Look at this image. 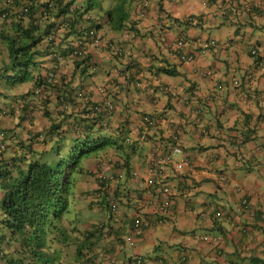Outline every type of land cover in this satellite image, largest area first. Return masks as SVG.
<instances>
[{
  "label": "crops",
  "instance_id": "0c3cea01",
  "mask_svg": "<svg viewBox=\"0 0 264 264\" xmlns=\"http://www.w3.org/2000/svg\"><path fill=\"white\" fill-rule=\"evenodd\" d=\"M128 1L127 25L137 31L133 40L111 26L108 14L116 0H95V9L87 13L102 35L124 43L126 55L119 59L94 50L99 68L86 79V92L98 100L99 86L125 84L123 69L130 63L126 73H133L142 87L131 84L128 95L113 97L117 111L108 122L131 131L132 140L139 135L142 115L160 116V123L143 147L128 156L113 155L125 163L118 210L104 216L103 239L70 264H87L86 256L101 258L105 252L110 257L100 264H134L137 256L145 264H264V0H150L142 17L136 0ZM190 16L201 24H188ZM210 40L215 46L201 54ZM181 53L197 56L182 62ZM72 70L65 67L67 75H79ZM161 86L174 88L177 95ZM36 118L30 119L34 127L46 121ZM176 146L183 154L175 161L187 157L193 170L169 164L162 182L151 185L157 176L150 170V154L169 153ZM85 187L79 192L96 188ZM81 201L76 209L87 215L86 228L96 225L100 207ZM137 216L153 225L131 246Z\"/></svg>",
  "mask_w": 264,
  "mask_h": 264
},
{
  "label": "trees",
  "instance_id": "16d2710c",
  "mask_svg": "<svg viewBox=\"0 0 264 264\" xmlns=\"http://www.w3.org/2000/svg\"><path fill=\"white\" fill-rule=\"evenodd\" d=\"M8 1L11 0H6V10L23 7L25 10L16 16L11 12L10 16L3 17L6 10L0 5V44L8 47L6 57L0 62V117H3L0 118V264H70L73 257L74 260L83 258L96 240L103 239L107 229L104 216L116 212L110 203L118 201V195L112 198L102 179H97L95 190L80 193L79 179L83 180L84 174L92 179L103 175L99 161L109 164L111 158L117 157L113 155L128 156L140 148L135 143L126 144L131 131L122 125L110 126L108 120L115 112L97 115L89 103L81 105L82 93L89 92V83L85 81L93 76L89 69L92 57L74 64V72L79 75L64 76L57 84L43 78L40 58L49 48L45 51L39 47L46 35L41 27V11L50 4H41L38 0H12L10 4ZM75 1L50 0L53 7L48 12L59 20ZM93 1H86V10L94 7ZM116 2L119 4L115 3L108 14L111 26L131 34L127 39L133 40L137 31L127 25L129 1ZM118 47L116 58L124 59V43L118 42ZM130 68L132 65L128 63L123 69L125 84H104V92L125 96L131 84L142 87L141 80L134 78L133 73L127 75ZM10 89L21 92L25 102L18 104L19 110L12 108L3 116L2 101L10 99ZM12 100L19 101L16 95ZM33 115L37 118L43 115L45 123L34 127L30 122ZM144 117L141 116L142 123ZM7 140L9 146L15 147L11 151L4 146ZM116 188L114 191L118 193ZM85 196H90V204H97L102 212L100 221L87 228V215L75 205L79 199L85 200ZM170 203L169 207L173 205ZM152 225L150 222L144 226L139 237ZM94 257L89 255L85 260L95 261L97 257Z\"/></svg>",
  "mask_w": 264,
  "mask_h": 264
},
{
  "label": "clouds",
  "instance_id": "9594fccd",
  "mask_svg": "<svg viewBox=\"0 0 264 264\" xmlns=\"http://www.w3.org/2000/svg\"><path fill=\"white\" fill-rule=\"evenodd\" d=\"M86 1L87 0H76L75 3L70 7L69 11H67L65 15H62L58 20V19H55L56 17H51L50 13L48 12V11L52 10L53 3H51L50 0H38V2H40L41 4H43V3H45V4L49 3L50 4L49 7L45 8V10L42 9V11H41L43 13V19L41 21V24H42L41 27L46 32V35H45L44 39L42 40L41 45L39 46L40 49L45 48V51H46L47 47L49 48L47 50V53L45 52L46 55L44 57L40 58V61L42 62L41 63L42 70H44L43 71V78H45L47 80V82L50 84L53 82H56V84H57L60 82L62 77L69 76L65 72V67L67 65H70V68L72 70V67L74 69V64L77 62V60H79L81 62L82 59L89 57V56L92 57V60L89 63V69L91 70L90 72L92 74L97 72L98 68H99V61L97 58H95V55L92 53L94 50H99V51L106 50L107 52L112 53L115 57L119 53L118 52V49H119L118 43H116L113 40H110V39L106 38L104 35H102L99 32L97 25H95L92 22V20H93L92 17L89 16L87 13L91 9H95V5L93 8L86 10V8H85ZM136 2L138 3V6L141 7L140 16L142 17V16L146 15L148 8L150 7V0H136ZM8 3L9 4L12 3V0L8 1ZM0 5L5 10L7 9L6 0H0ZM24 10H25L24 7L18 8L14 11H11V8H10V9L6 10L2 16L3 17L6 15L10 16L11 12H13L16 16V14L18 12L22 13ZM190 17H196L199 20V23L191 24L189 22ZM190 17L187 18V20H186V22L188 24L195 25V26L201 24V20L199 17H197V16H190ZM9 21L7 22V24L9 23ZM25 22H27V21H25ZM128 35L132 36L131 34H128ZM98 36L101 37L103 42H107V45H104L102 47H98L96 45V38ZM80 40H82L84 42L83 45H81L79 43ZM207 42H209V41H205L203 43L202 50H206L209 48V47H207V48L204 47V45ZM84 44H85V49L83 48ZM110 44L112 45V47L109 46ZM215 44H216V42H215ZM1 45H3L5 47V49L8 48L7 44L4 45L2 43ZM202 50L200 49L201 54L203 53ZM253 51H255V54H256V50H252V54H253ZM191 55H194L195 57L197 56L194 53H192ZM4 58H5V56H4ZM67 61H72V64L71 63L66 64ZM32 86H33V84H32ZM139 87H141V84H139ZM161 87H162L163 91H164L165 87L171 88L169 86H161ZM100 89H104V86L102 85V86H99L97 88V94L100 97V99H98V100L93 99L89 93L83 92L82 96H81V99H83V102L81 103V105L84 106L85 103H89L92 106L91 109L94 112L93 114H96L94 111L95 105L100 104L103 97H107L109 100H111L114 103L115 109L112 112H101L99 114L116 112L117 111V105L113 99V97L115 95L109 94L107 92V95L105 96L101 93ZM171 89H174V88H171ZM165 93H167V92H165ZM167 94H171V93H167ZM8 95L10 96V99L3 100L2 101L3 104L1 105V111H2L3 116H6L10 112V109H12V108H14L15 110H19L21 108V105H18V104L25 102V99L22 98L23 94L19 91L14 90L13 92H11V89H10ZM15 95L19 99L18 103L15 100H12V97ZM174 96H176V95H174ZM148 97H150V99L154 103H158V97L156 95H154L153 92L149 93ZM66 109L69 110V108L67 106H66ZM146 116L153 118V119H156L158 121L157 125L160 123V116H152L149 114L145 115V117ZM0 118H2V117H0ZM157 125H156V127H157ZM142 127L144 128V123H142ZM152 129H154V128H152ZM152 129L147 131V134H146L147 136H146L145 141L142 142L140 139L141 135L144 132V129H143L134 140H132L131 138H128L127 139L128 143L129 144L135 143L139 146V148L143 147V145L145 143H147L149 132ZM4 143H6V144H4V146H9L8 140ZM155 147L156 146L154 145V148ZM164 154H167V153L164 152ZM117 158L118 157L111 158L112 162H110L109 164L105 160L99 161L100 168H101V164H104V166L101 168L103 175L94 176V179H93L94 182H97V179H102V180L106 181V185L108 187H109V185H112V191H114V188H116V186L118 187L119 183L121 181H123L125 179V176H126L125 171H124L125 165L120 159H117ZM120 174H122L123 178L119 177ZM134 175L136 176L137 174L135 173ZM92 186L93 187L96 186V188H97V183L96 184L94 183ZM113 194L115 195L116 191H114ZM85 198H87V197L85 196ZM87 199H89V201H90L91 197L88 196ZM115 203L117 206L115 210L117 211L119 204H118V201H115ZM110 205H111V203H110ZM111 207H112V205H111ZM134 222H135V220H134ZM133 227H134V225H133ZM108 257H110L109 253L105 252L101 258L98 257L95 261L89 262V261H86L85 259H84V261L87 262V264H97V263L100 264L101 263L100 259L108 258ZM135 258H134V260H135ZM109 260H111V259H109Z\"/></svg>",
  "mask_w": 264,
  "mask_h": 264
},
{
  "label": "built area",
  "instance_id": "2783aa9c",
  "mask_svg": "<svg viewBox=\"0 0 264 264\" xmlns=\"http://www.w3.org/2000/svg\"><path fill=\"white\" fill-rule=\"evenodd\" d=\"M189 22L191 24H197V23H199V20L196 17H190ZM79 43L81 45H83L84 42L82 40H80ZM96 45L98 47H102L104 45H107V42H103L101 37L98 36L96 38ZM214 45H215V41L211 40V41L207 42L204 45V47L207 48V47H211ZM109 46L112 47L111 44ZM83 48L85 49V44H84ZM202 52L204 53L205 50H202ZM253 54H255V51H253ZM194 59H195V56L191 55V54L183 53L181 55V60L184 62H189V61H192ZM100 91L103 95H105V96L107 95V92H104L103 89H100ZM164 91L167 93H171L173 95H177V91L174 89H171V88L165 87ZM114 109H115L114 103L111 100H109L107 97H103L100 104H97L94 107V111L96 114H99L101 112H112V111H114ZM143 123H144V132L140 137L142 142L146 140L147 131H149L152 128H155L158 121L156 119H153V118L146 116L143 119ZM174 139L178 140L177 137H175ZM178 154H183L182 148L178 147V146L174 147L172 149V151L167 153V154H161V153L158 154V153H155L154 151L150 154V156H149L150 170H151V172H153L157 176V178L150 180L149 183L151 185L162 182V180L165 178V175H166V167L169 164H175L177 166V168H179V169L189 167V168H191V170H193V163L187 157H185L181 162H176L174 160L173 156L178 155ZM103 166H104V164H101V168ZM119 177L123 178L122 174H120ZM107 191H109V193L113 194L112 193V185H109V188ZM162 191L164 193H166V187L163 186ZM113 196H114V194L112 195V198H113ZM248 203H249L248 197H245L243 199V204L248 205ZM111 205H112L113 209H116L117 206H116L115 201L111 202ZM148 225H149L148 222H145L141 217L137 216V218L135 219V222H134L132 235L130 236V239H129L130 245H132V246L135 245L136 238L142 234L143 227L148 226ZM217 241H218V239H216V238L213 240V242H215V243ZM134 264H144L142 257H140V256L136 257L134 260Z\"/></svg>",
  "mask_w": 264,
  "mask_h": 264
},
{
  "label": "rangeland",
  "instance_id": "374dc122",
  "mask_svg": "<svg viewBox=\"0 0 264 264\" xmlns=\"http://www.w3.org/2000/svg\"><path fill=\"white\" fill-rule=\"evenodd\" d=\"M0 61L2 60V59H4V56L6 57V49H5V47L3 46V45H1L0 44ZM3 118V117H2ZM40 119H42L43 118V115H40V117H39ZM37 119V118H36ZM45 123V121L43 122V124ZM13 146H8V148H6V149H9V151H11V148H12ZM13 148H15V147H13ZM81 177H83L84 179L83 180H80L79 179V181H78V184L80 185V187L82 186V185H85L86 187H85V189L87 190L88 189V187L90 186V185H93L94 183L96 184V182H94V180L90 177V176H86L85 174L84 175H82ZM80 177V178H81ZM78 201H81L80 199L78 200ZM78 201L75 203V205H76V207H77V205H79V203H78ZM81 203H87V204H90V202H89V199H85V200H82L81 201ZM79 209V208H78Z\"/></svg>",
  "mask_w": 264,
  "mask_h": 264
}]
</instances>
